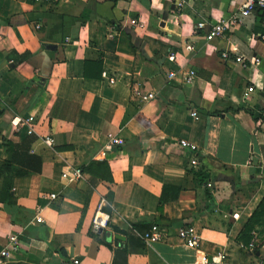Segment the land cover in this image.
Returning <instances> with one entry per match:
<instances>
[{"label": "crops", "instance_id": "0c3cea01", "mask_svg": "<svg viewBox=\"0 0 264 264\" xmlns=\"http://www.w3.org/2000/svg\"><path fill=\"white\" fill-rule=\"evenodd\" d=\"M245 2L0 0V264H264V10Z\"/></svg>", "mask_w": 264, "mask_h": 264}, {"label": "built area", "instance_id": "2783aa9c", "mask_svg": "<svg viewBox=\"0 0 264 264\" xmlns=\"http://www.w3.org/2000/svg\"><path fill=\"white\" fill-rule=\"evenodd\" d=\"M36 1H41V0H36ZM56 1V0H53ZM179 6H181V3H178ZM255 9H259V10H264V0H246V2L241 6V12H247V11H253ZM263 24H264V18H263ZM206 25V22L204 21H198L196 22L195 28L196 29H204ZM39 25H36V27H38ZM226 28V23L223 21L220 22H215V23H211L209 24V27L206 29V33H205V39L206 40H212L215 37L219 36L220 34H222V32L225 30ZM260 37L264 40V33H262L260 35ZM256 58L252 57L249 59L250 63H256ZM173 75V74H172ZM194 75V72L191 71L189 75H187L186 80L190 81V79L192 78V76ZM110 82H113V78H111L109 80ZM249 91H252L253 88L252 86L248 87ZM139 94V93H138ZM141 98L143 100H147L149 98H151L153 95L150 92H146L145 94L140 95ZM192 117L194 119H198V116L196 114V112H192ZM29 120H31V118H29ZM43 143L46 144L47 146H51L53 144V139L50 137H46L43 139ZM122 144V140L117 138V137H112L110 139H108V143L107 146H105L106 148H111L112 146H116V145H120ZM183 144H185L190 150H195V145L191 144L189 142H183ZM192 164H196V160L194 158L191 159L190 161ZM69 173H65L64 175L70 176V180H77L82 176V170L79 168H74L70 170V175H68ZM51 197H54V194H51ZM100 207L98 208V213H99ZM96 214L92 220V224H93V228L96 230L100 225H104L105 224V220L101 219L99 214ZM40 218H37V221H40ZM178 236L184 240V242L186 243L187 246L191 247V248H196L198 246V239L195 236L192 228H182L178 231ZM162 237V230L158 225H153L151 226L150 231H148L147 233H145V238H154V239H158ZM15 240L14 236H9L8 238V243H12V241ZM16 250V247L14 245H11L10 248L4 247L0 250V256H5L8 257L10 256L11 252H14ZM203 261L205 263H209V264H218V262H209L206 261L205 258H202Z\"/></svg>", "mask_w": 264, "mask_h": 264}, {"label": "trees", "instance_id": "16d2710c", "mask_svg": "<svg viewBox=\"0 0 264 264\" xmlns=\"http://www.w3.org/2000/svg\"><path fill=\"white\" fill-rule=\"evenodd\" d=\"M263 208H264V198L260 203V209H263ZM257 214H259V213H256L255 215H257ZM255 215L252 217V219L255 217ZM247 227L249 228V225Z\"/></svg>", "mask_w": 264, "mask_h": 264}]
</instances>
